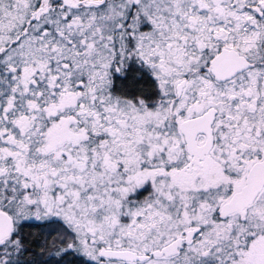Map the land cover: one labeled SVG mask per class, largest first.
<instances>
[{"label": "snow or ice", "instance_id": "1", "mask_svg": "<svg viewBox=\"0 0 264 264\" xmlns=\"http://www.w3.org/2000/svg\"><path fill=\"white\" fill-rule=\"evenodd\" d=\"M0 264H264V0H0Z\"/></svg>", "mask_w": 264, "mask_h": 264}]
</instances>
